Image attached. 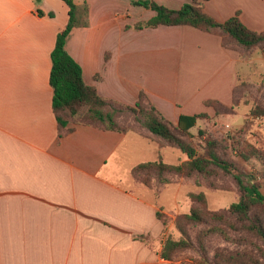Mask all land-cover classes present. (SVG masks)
<instances>
[{"label":"crops","instance_id":"obj_1","mask_svg":"<svg viewBox=\"0 0 264 264\" xmlns=\"http://www.w3.org/2000/svg\"><path fill=\"white\" fill-rule=\"evenodd\" d=\"M73 1L86 2V24L72 27L65 48L101 95L134 104L143 91L174 123L180 114L222 120L236 112L216 114L204 100L232 104L244 50L187 24L135 28L154 10L130 0ZM155 1L177 8L190 0ZM203 9L220 21L238 12L249 28L264 29V0H203ZM67 19L64 0H0V264H189L160 256L164 224L156 215L172 217L183 181L148 186L131 173L176 147L160 146L143 128L70 123L58 134L49 72ZM248 117L245 110L235 129ZM254 120L264 136V116Z\"/></svg>","mask_w":264,"mask_h":264},{"label":"trees","instance_id":"obj_2","mask_svg":"<svg viewBox=\"0 0 264 264\" xmlns=\"http://www.w3.org/2000/svg\"><path fill=\"white\" fill-rule=\"evenodd\" d=\"M64 1L68 5V19L56 33L49 72L52 110L58 134L70 130V123H86L120 131L143 128L160 146H173L187 155V158L179 162H167L159 155L155 159L135 164L131 168L132 175L148 186L154 181L168 183L174 176L229 177L237 190V200L225 208L209 209L204 191L188 192L192 201L189 210L177 213L174 219L180 234L173 237L169 233L165 234L163 229L159 254L166 259H177L179 253L191 249L197 253L193 259L198 264H264V193L260 188L264 187V150L252 143L239 149L243 159L255 157L259 161L256 169L258 179L254 172L248 173L230 158L224 152L220 139L204 128L197 129V135L201 138V150H198L190 127L195 124L197 117L205 116V112L180 114L177 123H174L156 108L143 91L139 92L134 104L122 103L101 95L94 85L84 82L81 66L65 48L66 37L72 27L86 24L87 4ZM130 2L154 10V14L147 20L135 22L132 25L135 28L158 24H187L219 34L224 45L239 51L254 46L264 47V29L249 28L241 21L238 12L224 20H217L204 11L203 0L185 1L177 8L165 6L155 0ZM238 84L239 80L234 86L230 106L213 99H206L204 102L213 104L216 114L234 111L238 102L234 90ZM248 114L264 116V103L253 102ZM123 115H128L129 120L123 122ZM156 215L165 225L164 214L157 210ZM213 233L237 245H216L209 257L206 237ZM135 236L144 241L148 239L146 234Z\"/></svg>","mask_w":264,"mask_h":264},{"label":"rangeland","instance_id":"obj_3","mask_svg":"<svg viewBox=\"0 0 264 264\" xmlns=\"http://www.w3.org/2000/svg\"><path fill=\"white\" fill-rule=\"evenodd\" d=\"M254 47H257V50L254 53V55L257 56V60L254 62L248 60L250 58L248 54L251 53L250 50L253 47L244 50L245 61L248 62H245L243 71L244 73H239V84L234 90V96L238 99L237 105L235 107L236 112L232 114H226L223 116L226 118H222V120H220L219 117H208L206 114L205 116L200 117L198 124L192 130H190V133L193 134L192 139L197 145L198 150H201L199 145L201 143V138L197 135V129H206L208 132L220 139L224 148V152L230 158H232L248 173L254 172L256 177L259 179L256 170L257 167H259V161L255 157L245 160L239 154V149L246 147L247 143L257 145L259 148L264 150V136L259 134V130H257L255 127V124L259 123L256 122L257 120H254L256 116L249 114V117L245 120L243 126L235 129V127L243 123L242 115L245 110L248 112L249 107L253 102L260 101L264 103V47ZM129 118L130 117L128 115H123L122 119H125L123 122L128 121ZM169 149H171L173 152H169V154L164 157L165 160L169 162H178L179 159L182 158L183 153L176 148L170 147ZM180 179L183 181V183L180 190V202L178 207L175 208V210H171L172 217H170L169 214L167 215L165 212H162L166 217L164 233H169L173 237H178L180 234L174 223L176 214L179 212L188 211L192 203L190 197L188 196V192L198 190L204 191L206 196V205L209 209L225 208L238 198L237 190L229 177H224L221 175L211 176L209 178H205L201 175L192 177L174 176L172 181ZM260 188L264 193V187L261 186ZM165 197H168V191H166ZM162 237L163 234L161 233L160 241H162ZM146 241L150 247H155L158 244V239L154 240L150 236ZM219 244H224L229 247H235L237 245L234 242L224 240L222 236L216 233L210 234L208 237H206V245L209 257L213 247ZM186 255H188V257H185ZM189 255L191 258H189ZM178 256L179 258L177 259L169 260H179L189 264H198V262L193 259L197 256V253L191 249L185 250L182 254L179 253Z\"/></svg>","mask_w":264,"mask_h":264},{"label":"built area","instance_id":"obj_4","mask_svg":"<svg viewBox=\"0 0 264 264\" xmlns=\"http://www.w3.org/2000/svg\"><path fill=\"white\" fill-rule=\"evenodd\" d=\"M227 125H228V123H227ZM227 125H226V126H227Z\"/></svg>","mask_w":264,"mask_h":264}]
</instances>
